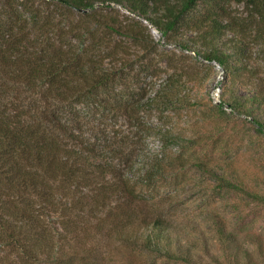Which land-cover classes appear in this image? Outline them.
<instances>
[{"label": "trees", "instance_id": "trees-1", "mask_svg": "<svg viewBox=\"0 0 264 264\" xmlns=\"http://www.w3.org/2000/svg\"><path fill=\"white\" fill-rule=\"evenodd\" d=\"M52 1L83 16L82 24L70 21L67 29L77 41L89 43L64 45L59 28L54 37L30 41L17 40L11 29L0 35V264H96L93 252L77 240L79 229L93 219L97 232L120 226L116 235L122 244L186 259L161 219L142 218L141 229L130 226L137 197L123 172L132 143L119 145L137 132L121 130L111 117L135 121L142 133L140 113L149 106L162 120L147 122L150 130L171 141L170 113L196 102L182 91L187 78L180 71L163 77L159 62L146 58L158 43L151 27L165 43L216 62L230 89L248 86L258 76L251 46L264 61V0H233L244 3L251 15L241 20L227 16L217 0ZM112 4L151 27L138 19L123 21ZM132 44L144 47L139 61L130 60ZM141 75L149 77L145 100L130 83ZM254 90L239 98L229 92L228 105L264 108V88ZM257 124L262 133L264 117ZM236 180V175L221 177L243 187Z\"/></svg>", "mask_w": 264, "mask_h": 264}, {"label": "rangeland", "instance_id": "rangeland-1", "mask_svg": "<svg viewBox=\"0 0 264 264\" xmlns=\"http://www.w3.org/2000/svg\"><path fill=\"white\" fill-rule=\"evenodd\" d=\"M217 1L227 16L238 20L251 16L244 3ZM111 6L123 21L138 19L149 25L124 8ZM70 21L82 24L83 16L60 8L52 0H0V35L11 29L20 41L54 37L59 28L66 36L62 39L64 45L79 48L88 44V39L79 42L68 33ZM39 25L43 27L41 32L37 30ZM150 29L158 43L156 53L146 58L159 62L166 71L163 77L175 69L180 71L187 78L182 91L196 102L175 107L170 113L166 127L174 134L171 141L159 140L150 130L147 122L159 125L162 120L149 106L145 105L140 113L145 125L142 133L135 121L130 123L124 116L111 120L117 118L116 126L121 130L126 126L129 132H137V137L129 134L124 139L127 141L119 145L132 143L128 148L130 162L123 172L137 197L131 204L130 226L141 229L142 218L161 219L187 258H169L137 245L122 244L116 235L120 226L97 232L94 219L79 229L77 240L85 250L93 252L90 259L96 264H264V130L261 133L257 124L264 117V108L250 105L236 109L227 101L229 92L236 98L249 97L255 88H264V61L251 46V64L258 76L248 86L234 85L230 89L226 74L216 62L204 60L175 43H165L155 28ZM130 43L124 42L127 46ZM128 48L130 60H141L142 45ZM136 81L130 82L133 92L145 100L150 93H146L149 77L141 75ZM230 174L236 175V182L243 187L221 181L222 176L230 178Z\"/></svg>", "mask_w": 264, "mask_h": 264}]
</instances>
